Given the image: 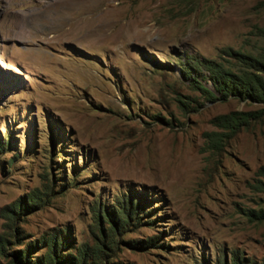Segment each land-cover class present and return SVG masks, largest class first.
<instances>
[{
  "label": "rangeland",
  "instance_id": "374dc122",
  "mask_svg": "<svg viewBox=\"0 0 264 264\" xmlns=\"http://www.w3.org/2000/svg\"><path fill=\"white\" fill-rule=\"evenodd\" d=\"M256 80L264 0H0V264H264Z\"/></svg>",
  "mask_w": 264,
  "mask_h": 264
},
{
  "label": "bare ground",
  "instance_id": "6f19581e",
  "mask_svg": "<svg viewBox=\"0 0 264 264\" xmlns=\"http://www.w3.org/2000/svg\"><path fill=\"white\" fill-rule=\"evenodd\" d=\"M107 25V24H106ZM54 26V27H53ZM53 26H50L49 28H48V31L44 34L45 36L49 33V31L50 32H55V33H59L60 35H61V37L60 38H74L75 36H74V33H73V31H70L69 29H64V24L63 23H61V26L59 27V26H56V25H53ZM104 28V27H103ZM51 29H52V31H51ZM79 31H78V33H82L83 35L84 34H89L90 32H91V30H93L94 29V26L93 25H87V24H84V25H82V26H80L79 28ZM54 33V34H55ZM54 37V36H53ZM52 37V38H53ZM52 40H54V39H52Z\"/></svg>",
  "mask_w": 264,
  "mask_h": 264
},
{
  "label": "trees",
  "instance_id": "16d2710c",
  "mask_svg": "<svg viewBox=\"0 0 264 264\" xmlns=\"http://www.w3.org/2000/svg\"><path fill=\"white\" fill-rule=\"evenodd\" d=\"M254 86L250 84H246L245 82L242 83L241 89L242 91L246 92L249 97L256 99L258 101H263L264 100V82L263 81H258L254 82Z\"/></svg>",
  "mask_w": 264,
  "mask_h": 264
}]
</instances>
